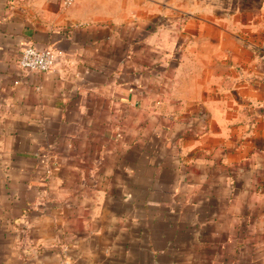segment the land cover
<instances>
[{"label": "crops", "instance_id": "0c3cea01", "mask_svg": "<svg viewBox=\"0 0 264 264\" xmlns=\"http://www.w3.org/2000/svg\"><path fill=\"white\" fill-rule=\"evenodd\" d=\"M0 264H264V0H0Z\"/></svg>", "mask_w": 264, "mask_h": 264}, {"label": "built area", "instance_id": "2783aa9c", "mask_svg": "<svg viewBox=\"0 0 264 264\" xmlns=\"http://www.w3.org/2000/svg\"><path fill=\"white\" fill-rule=\"evenodd\" d=\"M64 4L72 0H60ZM55 54L52 49H38L33 45H25L20 49L17 64L25 73L35 71H47L53 67Z\"/></svg>", "mask_w": 264, "mask_h": 264}]
</instances>
